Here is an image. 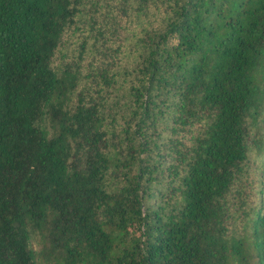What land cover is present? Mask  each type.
I'll use <instances>...</instances> for the list:
<instances>
[{
    "label": "trees",
    "instance_id": "obj_1",
    "mask_svg": "<svg viewBox=\"0 0 264 264\" xmlns=\"http://www.w3.org/2000/svg\"><path fill=\"white\" fill-rule=\"evenodd\" d=\"M0 264H264V0H0Z\"/></svg>",
    "mask_w": 264,
    "mask_h": 264
}]
</instances>
